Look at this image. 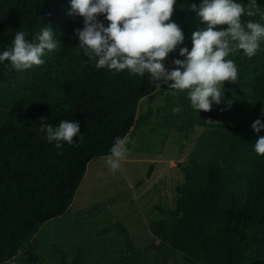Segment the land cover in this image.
Segmentation results:
<instances>
[{"label":"trees","instance_id":"16d2710c","mask_svg":"<svg viewBox=\"0 0 264 264\" xmlns=\"http://www.w3.org/2000/svg\"><path fill=\"white\" fill-rule=\"evenodd\" d=\"M256 4L264 11V0ZM70 11V0H0V54L18 31L34 41L41 28L50 27L60 42L41 57L42 65L16 71L9 61L0 62V263L14 259L41 227L65 215L88 163L109 154L117 137L130 136L153 114L148 107L137 115L138 103H151L158 92L149 74L85 63L74 35L83 19ZM98 20L107 27L103 16ZM248 20L264 24L259 15L242 17ZM203 27L189 10L181 24L189 49L192 33ZM227 59L238 70L230 83L232 115L223 134L214 133L208 159L185 163L174 207L159 208L163 218L149 225L180 264H264V156L254 151L264 129L256 133L251 127L257 119L264 124V39L251 58L238 51ZM42 117L53 127L62 120L79 122L74 144L61 142L57 149L56 142L48 143L40 131ZM121 232L123 241L112 244V254L91 257L77 248L70 264H159Z\"/></svg>","mask_w":264,"mask_h":264},{"label":"rangeland","instance_id":"374dc122","mask_svg":"<svg viewBox=\"0 0 264 264\" xmlns=\"http://www.w3.org/2000/svg\"><path fill=\"white\" fill-rule=\"evenodd\" d=\"M190 4L194 1L176 0L171 22L181 28ZM184 47L188 48L186 41L169 53L164 61L167 70H173L175 59H183L179 51ZM230 83L224 82L220 104L208 112L191 107L187 90L161 84L151 103L146 99L138 103L137 115L148 107L153 114L128 136V156L119 170L113 174L102 158L90 161L67 213L41 227L14 259L0 264H70L77 248L91 257H104L114 252V242L123 241L121 229L148 258L180 264V256L156 239L149 225L163 218L159 208L174 207L185 163L206 161L217 139L214 133L223 134L232 115ZM176 107L181 110L173 113Z\"/></svg>","mask_w":264,"mask_h":264},{"label":"clouds","instance_id":"9594fccd","mask_svg":"<svg viewBox=\"0 0 264 264\" xmlns=\"http://www.w3.org/2000/svg\"><path fill=\"white\" fill-rule=\"evenodd\" d=\"M175 5L176 0H70L71 11L67 15L83 19L82 29L74 30V35L79 41L76 48L87 57L85 63L95 61L96 68L115 73L128 70L141 77L147 73L158 88L164 84L168 89L187 90L191 107L208 112L213 104H220L224 82L237 80V67L227 57L242 51L251 58L264 39V24L242 21V17L259 15L264 19V11L256 0H248L246 5L236 0L190 4L189 10L206 27L192 33L191 50L181 48L179 56L183 59H175L174 68L169 71L164 61L184 40L180 26L171 22ZM99 16L104 17L107 27L98 20ZM26 35L24 31L16 32L12 46L0 54V62L9 61L16 71L26 70L42 65L45 52L60 46L50 27L41 28L34 41L26 40ZM180 110L172 109L173 113ZM44 121L42 117L40 131L48 143L56 142L57 149L62 147L61 142L74 144L73 137L80 133L79 122L62 120L53 127ZM251 127L259 133L264 124L257 119ZM129 143L128 136L117 137L109 154L102 157L113 174L127 159ZM254 151L264 156V136L257 139Z\"/></svg>","mask_w":264,"mask_h":264}]
</instances>
